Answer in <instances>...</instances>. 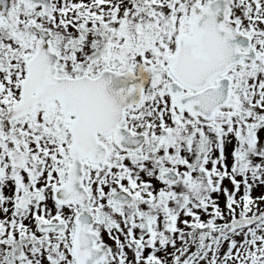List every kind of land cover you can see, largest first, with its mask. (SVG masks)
Masks as SVG:
<instances>
[{
    "label": "snow or ice",
    "instance_id": "snow-or-ice-1",
    "mask_svg": "<svg viewBox=\"0 0 264 264\" xmlns=\"http://www.w3.org/2000/svg\"><path fill=\"white\" fill-rule=\"evenodd\" d=\"M0 264H264V0H0Z\"/></svg>",
    "mask_w": 264,
    "mask_h": 264
}]
</instances>
